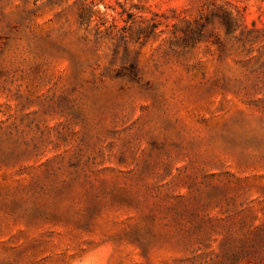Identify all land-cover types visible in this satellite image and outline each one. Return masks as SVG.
<instances>
[{"label":"rangeland","instance_id":"374dc122","mask_svg":"<svg viewBox=\"0 0 264 264\" xmlns=\"http://www.w3.org/2000/svg\"><path fill=\"white\" fill-rule=\"evenodd\" d=\"M243 208L264 0H0V264H242Z\"/></svg>","mask_w":264,"mask_h":264},{"label":"trees","instance_id":"16d2710c","mask_svg":"<svg viewBox=\"0 0 264 264\" xmlns=\"http://www.w3.org/2000/svg\"><path fill=\"white\" fill-rule=\"evenodd\" d=\"M220 24L226 34L233 32L232 20L226 15L222 17ZM240 213H242V216L237 223L238 232L241 234V238L237 240L240 249L239 259L243 258L240 263L264 264V211L262 212V218H258L256 214L249 213L244 208ZM254 218L259 220L258 224L254 223Z\"/></svg>","mask_w":264,"mask_h":264}]
</instances>
